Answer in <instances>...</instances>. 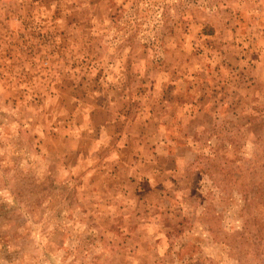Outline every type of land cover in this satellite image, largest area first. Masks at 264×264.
<instances>
[{"label":"rangeland","instance_id":"rangeland-1","mask_svg":"<svg viewBox=\"0 0 264 264\" xmlns=\"http://www.w3.org/2000/svg\"><path fill=\"white\" fill-rule=\"evenodd\" d=\"M0 264H264V0H0Z\"/></svg>","mask_w":264,"mask_h":264}]
</instances>
